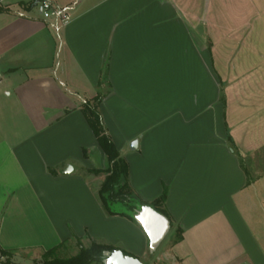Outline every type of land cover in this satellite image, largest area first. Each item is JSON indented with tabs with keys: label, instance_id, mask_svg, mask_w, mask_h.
<instances>
[{
	"label": "crops",
	"instance_id": "obj_1",
	"mask_svg": "<svg viewBox=\"0 0 264 264\" xmlns=\"http://www.w3.org/2000/svg\"><path fill=\"white\" fill-rule=\"evenodd\" d=\"M1 1L0 263L87 232L152 254L100 201L110 162L82 110L99 96L132 189H167L157 258L264 264V0H54L74 6L62 46L39 0Z\"/></svg>",
	"mask_w": 264,
	"mask_h": 264
},
{
	"label": "trees",
	"instance_id": "obj_2",
	"mask_svg": "<svg viewBox=\"0 0 264 264\" xmlns=\"http://www.w3.org/2000/svg\"><path fill=\"white\" fill-rule=\"evenodd\" d=\"M101 97H96L93 101H88L83 106V113L90 124L99 145L106 153L110 166L104 170L105 179L99 189V198L106 213L109 216H122L135 223V214L144 205H151L157 211L167 216L165 203L167 199V189L165 188L157 199L147 203L143 201L132 189L129 181V164L122 157L108 135L102 122L99 107ZM231 141V137H229ZM95 173L102 171L96 170ZM123 203L127 206V211H116L112 208L113 204ZM181 237L178 236V239ZM79 244V252L73 256L60 257L58 251L65 246V242L45 251L40 262L34 264H105L108 253L119 249L109 243H102L91 240L89 246H84L80 239H76ZM124 252V251H123ZM2 255L11 256L9 251L2 250ZM127 254V252H124ZM128 255V254H127ZM8 262V261H6ZM10 263V262H8ZM2 264V263H1Z\"/></svg>",
	"mask_w": 264,
	"mask_h": 264
},
{
	"label": "water",
	"instance_id": "obj_3",
	"mask_svg": "<svg viewBox=\"0 0 264 264\" xmlns=\"http://www.w3.org/2000/svg\"><path fill=\"white\" fill-rule=\"evenodd\" d=\"M137 141L132 142L131 148L135 149ZM72 167H69V171ZM135 220L146 233L149 239V250L155 253L165 238L170 229L171 222L167 216L157 211L151 205L142 206L135 214ZM105 264H144L141 259L125 254L121 249H117L112 253H108V258Z\"/></svg>",
	"mask_w": 264,
	"mask_h": 264
},
{
	"label": "rangeland",
	"instance_id": "obj_4",
	"mask_svg": "<svg viewBox=\"0 0 264 264\" xmlns=\"http://www.w3.org/2000/svg\"><path fill=\"white\" fill-rule=\"evenodd\" d=\"M112 208L116 211H127V206L123 203L113 204ZM119 217H121V216H119ZM169 235L167 236V238L169 237ZM167 238H165V240L163 241V243L161 244V246L159 247V249L155 253L146 254V255L142 256L141 260L144 264H166V260L159 259L157 257H158V255H161L165 251ZM76 239H77V237L71 239L70 241L68 240L65 243V246L58 251V255L60 257H68V256H73V255L77 254L79 252V244H78ZM78 239H80L82 241L84 246H89L91 243V240L103 242V240H101V239H92L89 235V232L85 233L84 236H82ZM160 251H161V253H160ZM42 255L39 256L34 261L24 260V261H21L20 264H34L35 262H40L42 259ZM12 260H13L12 256H6V258H5V261H8L10 263L12 262Z\"/></svg>",
	"mask_w": 264,
	"mask_h": 264
},
{
	"label": "built area",
	"instance_id": "obj_5",
	"mask_svg": "<svg viewBox=\"0 0 264 264\" xmlns=\"http://www.w3.org/2000/svg\"><path fill=\"white\" fill-rule=\"evenodd\" d=\"M0 0V4H1ZM42 13L48 25L53 29L60 45L63 44V33L65 27L72 20L73 5L62 6L54 2V0H39ZM1 264V263H0Z\"/></svg>",
	"mask_w": 264,
	"mask_h": 264
}]
</instances>
